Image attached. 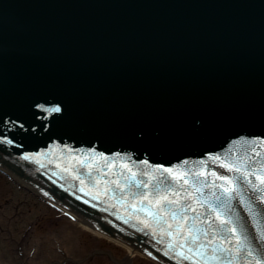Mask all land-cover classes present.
<instances>
[{
    "label": "water",
    "instance_id": "water-1",
    "mask_svg": "<svg viewBox=\"0 0 264 264\" xmlns=\"http://www.w3.org/2000/svg\"><path fill=\"white\" fill-rule=\"evenodd\" d=\"M0 166L164 264H264V0H0Z\"/></svg>",
    "mask_w": 264,
    "mask_h": 264
},
{
    "label": "rangeland",
    "instance_id": "rangeland-1",
    "mask_svg": "<svg viewBox=\"0 0 264 264\" xmlns=\"http://www.w3.org/2000/svg\"><path fill=\"white\" fill-rule=\"evenodd\" d=\"M111 257L157 264L140 254L130 259L125 248L91 234L0 173V264H114Z\"/></svg>",
    "mask_w": 264,
    "mask_h": 264
},
{
    "label": "snow or ice",
    "instance_id": "snow-or-ice-1",
    "mask_svg": "<svg viewBox=\"0 0 264 264\" xmlns=\"http://www.w3.org/2000/svg\"><path fill=\"white\" fill-rule=\"evenodd\" d=\"M49 111H51V112H59L60 109L58 107H55V108L49 109ZM185 163H186V161H185ZM233 170L239 171L238 168L237 169H229V171H233ZM250 174L251 173H249V175ZM257 178L260 179V183L261 184H264V178H260V177H257ZM161 183H163V181H161ZM137 187H139V185H137ZM253 187H254V190H257L255 188V186H253ZM237 195L239 196L240 193L237 192ZM231 199H232V197H228L227 199H223L220 195H217L216 196L217 203H216L215 207L218 210H226L230 215L237 217V222L239 223L240 222V214L235 210L236 206H234L230 202ZM241 199H243V197H241ZM250 199H252L254 201L256 199V197H251ZM262 199H264V197H262ZM169 203H176V201H169ZM249 211L251 212L252 209L249 208ZM257 211L260 212L262 215H264V210L257 209ZM216 219H219V216H217ZM205 221H209V217L205 216L204 221H201V223H204ZM220 222H221V224L228 223V221H220ZM240 226H241V232H242V235L244 237V240L245 241H249V234L247 232V227H245L244 224H241ZM180 227H183V226L180 225ZM208 227L209 228L212 227V222H209L208 223ZM229 231L232 233L233 236H236V230L235 229H229ZM189 232H191V229H189ZM177 236H179V233H177ZM214 239H215V237H212L211 239H209L207 241L208 244L211 245L213 243ZM261 239L264 240V236H262ZM197 241H198V237H196V236H192L191 237V243L192 244H196ZM185 242H187V238H186ZM249 243H251V241H249ZM236 244H238V245L241 244L240 237H237L236 238ZM173 246L174 245H170V247H173ZM201 246H203V245H201ZM179 247L180 248H183L184 247V244L181 243L179 245ZM189 251H192V249H189ZM197 251H199V249H197ZM213 251H215V249H213ZM220 251L221 252H223V251H229L230 252L231 249H223V248H221ZM252 251H256L259 255L264 256V244H259L255 248H251L250 247L249 250L245 254L246 255H251L252 254ZM237 252H239V249L237 250ZM177 255L183 256V253L182 252H178ZM200 255H203V253L201 252ZM183 258L184 259H188L189 257L184 256ZM257 264H259V261H257Z\"/></svg>",
    "mask_w": 264,
    "mask_h": 264
},
{
    "label": "bare ground",
    "instance_id": "bare-ground-1",
    "mask_svg": "<svg viewBox=\"0 0 264 264\" xmlns=\"http://www.w3.org/2000/svg\"><path fill=\"white\" fill-rule=\"evenodd\" d=\"M10 177H11L15 182H17L19 185H21V186H23V187H26V186H24L22 183H20L19 181H17L15 178H13L12 176H10ZM72 217L74 218L75 221H77L78 223L82 224L86 230L92 232V234H94L95 236H97V237H99V238H106V239H108L109 241H111L112 243H114L115 245H120L121 247H124V248H125V249H126V250H127L132 256H133V255H137L138 252H137L136 250H134V249H132V248H130V247H128V246H126V245H124V244H122V243H120V242H118V241H116V240H114V239H112V238H110V237H105V236H103L101 233L96 232L94 229H92L91 227L87 226L86 223H84L83 221L79 220L78 218H76V217H74V216H72Z\"/></svg>",
    "mask_w": 264,
    "mask_h": 264
}]
</instances>
